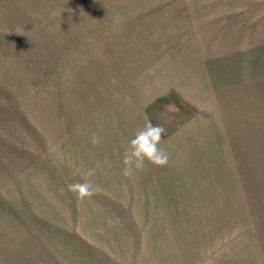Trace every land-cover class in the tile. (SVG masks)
<instances>
[{
	"label": "rangeland",
	"instance_id": "obj_1",
	"mask_svg": "<svg viewBox=\"0 0 264 264\" xmlns=\"http://www.w3.org/2000/svg\"><path fill=\"white\" fill-rule=\"evenodd\" d=\"M0 264H264V0H0Z\"/></svg>",
	"mask_w": 264,
	"mask_h": 264
},
{
	"label": "clouds",
	"instance_id": "obj_2",
	"mask_svg": "<svg viewBox=\"0 0 264 264\" xmlns=\"http://www.w3.org/2000/svg\"><path fill=\"white\" fill-rule=\"evenodd\" d=\"M166 133L167 129L163 124H153L151 120L146 121L144 126L135 132L122 157V175L125 178H132L137 172L144 171L146 163L154 167H164L169 163V153L162 146ZM91 143H100V137L96 133H92ZM94 175L95 169H89L83 176V182L67 185V191L80 201L91 198L97 190L90 179ZM108 223L112 222L109 220Z\"/></svg>",
	"mask_w": 264,
	"mask_h": 264
},
{
	"label": "crops",
	"instance_id": "obj_3",
	"mask_svg": "<svg viewBox=\"0 0 264 264\" xmlns=\"http://www.w3.org/2000/svg\"><path fill=\"white\" fill-rule=\"evenodd\" d=\"M178 91L181 93V94H183L184 96H186V97H188V95L190 96V100H191V103L193 104V105H196L197 107H199V108H201V107H208L207 109H206V112H210L211 113V111H212V113H214L215 112V114L216 115H220L219 114V111L220 110H218V109H216V110H214L215 108L214 107H216V105H217V100H216V98L215 97H209V98H206V99H204V101H202L200 98H196L195 97V95H193V93H190V89L191 88H189L188 86H183L182 84H180V85H178ZM195 92L197 91L196 90V87H194L193 86V88H192ZM201 106V107H200ZM210 107L212 108V110L210 111ZM213 115V114H212ZM214 116V115H213ZM207 118V117H206ZM205 118V119H206ZM208 119V118H207ZM223 118H217V117H215V118H213V120H222ZM190 135H192V134H190Z\"/></svg>",
	"mask_w": 264,
	"mask_h": 264
}]
</instances>
